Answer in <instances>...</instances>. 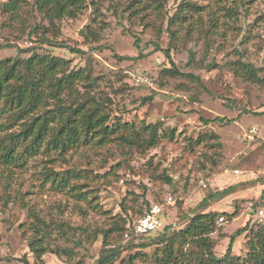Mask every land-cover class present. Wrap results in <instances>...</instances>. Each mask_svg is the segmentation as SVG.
Listing matches in <instances>:
<instances>
[{"label":"rangeland","instance_id":"374dc122","mask_svg":"<svg viewBox=\"0 0 264 264\" xmlns=\"http://www.w3.org/2000/svg\"><path fill=\"white\" fill-rule=\"evenodd\" d=\"M23 1L27 25L0 28V43L12 45L0 49V59L14 57L19 48L33 45L28 25L38 24L47 29L48 37L53 36L46 18L36 11L28 13L32 0ZM130 1L86 0L76 17L53 21L59 31L55 39L83 53L50 46L37 50L68 59L70 67L90 66L92 75L98 76L94 93L107 103L111 121L117 118L136 125L158 121L163 124L159 132L167 136L144 151L110 142L81 146L62 155L41 153L10 177L1 169L0 264H22L17 258L23 256L34 261L27 240L33 233L29 223L35 221L30 210L47 225L45 241L51 247L60 252L68 248L77 251L70 258L44 253L43 264H74L78 259L93 264L103 240L99 231L111 229L107 243L123 245L126 237L117 228L123 221L135 220L154 203L163 208L165 223L172 222L177 228L195 211L220 212L223 219L217 218V230L211 234L217 256L225 252L229 236L239 226L248 220L254 228L264 224V114H259L264 111V87L228 68L239 58L264 67V0H247L245 9L231 18L223 15L221 7L236 4L234 0H190L193 13L182 20L170 44L171 61L161 49H155V44L162 49L169 45L167 15L185 0H165L160 19L150 13L145 1ZM86 25L95 27L96 34L84 37L81 31H86ZM136 37L137 47L133 44ZM171 62L179 70L198 76L205 89L186 78L162 74L161 69L170 67ZM215 117L230 121H213ZM210 133L217 138L209 139ZM198 137L203 141L195 143ZM215 141L221 144H212ZM212 161L217 165L210 167ZM44 169L88 175L87 180L71 179V183L82 185V191L90 189V195L95 196L89 207L81 202L85 213L66 191H57L44 181ZM163 173L171 179L169 183ZM57 224H62L67 234L60 233ZM78 227L96 236L74 246ZM248 235L235 238L233 254H244ZM186 248L183 246L184 251ZM153 249H125L113 264H127L129 255L143 252L147 254H138L133 263L154 264L150 256Z\"/></svg>","mask_w":264,"mask_h":264},{"label":"trees","instance_id":"16d2710c","mask_svg":"<svg viewBox=\"0 0 264 264\" xmlns=\"http://www.w3.org/2000/svg\"><path fill=\"white\" fill-rule=\"evenodd\" d=\"M144 1L147 7H151L150 13L154 14L156 19L162 18L164 15L162 4L165 0H149L150 3L147 0H131L130 2L142 4ZM234 1L236 2L234 5L221 7L225 10L223 15L231 18L245 9L247 0ZM23 2V0H0V28H15L17 25L18 28H22L27 25L23 17V12L26 11ZM85 2L86 0H32L28 13L32 15L33 11H36L46 18L53 36L48 37L47 29H43L38 24L28 25V34L33 45L19 48L14 57L0 59V170L2 169L5 177L23 171L21 169L27 166L28 160L41 153L44 156L62 155L81 146L92 147L110 142H115L117 145L130 144L144 151L156 145L162 137L167 136L164 131L159 132L163 124L158 121L148 124L141 121L138 125L134 122H122L117 118L111 121V116L105 109L107 103L100 100V97L94 93L95 89H98V76L92 75L90 66L70 67L68 59L38 52L37 49L41 46L64 48L73 54L84 52L65 41H57L55 36L59 31L53 21L64 17H76L85 6ZM190 6L192 7L193 3L185 0L178 5L172 15H167L166 30L170 36L169 45L162 49L155 44V49H161L170 61V44L176 38V32L182 20L193 13ZM94 7L97 9L98 3ZM239 7L241 10L238 9ZM85 28L86 31H81L84 37L88 34H96L95 27L86 25ZM138 42L139 39L136 37L133 41L134 46L137 47ZM5 46L12 45L0 43V49ZM24 53L28 55L21 56ZM230 63L231 66L228 68L236 75L264 87V67H256L252 63L242 61L241 58ZM213 66L214 63H211L210 67ZM161 73L174 78H186L193 81L198 88L205 89L198 76L179 70L173 62L170 67H163ZM259 114H264V111ZM212 120L230 121L224 117H215ZM202 121L208 122L207 119ZM171 133L173 135L174 131L170 130ZM208 138L216 139L217 135L210 133ZM202 141L203 139L198 137L195 143ZM212 144L219 146L221 143L215 141ZM206 158L210 159L207 156ZM212 164L210 167L216 166L217 162L212 161ZM202 166L205 165L202 164ZM41 174L44 181L55 190L66 191L67 195L77 202V208L83 213L87 209L81 202L86 203L87 207L91 206L95 198L90 195L93 192L89 191L90 189L82 191L80 189L82 185L71 183L72 178L87 180V174L82 175L75 170L56 172L50 169H44ZM163 174L169 183L171 179L165 173ZM94 176L93 174V178ZM262 180L264 181V178ZM229 188L225 190L228 191ZM220 214L217 211H195L185 225L177 228L172 222L165 223L161 231L149 234H135L132 232L134 220L127 223L123 221L117 229L122 231L123 235L126 232L128 234L125 236L124 244L118 246H111L106 241L111 229H101L99 233L103 236V240L93 264H113L125 249L149 247H154L150 253L154 264H264V224L260 223L254 228L250 220L239 226L229 236L225 252L221 256L215 254V242L211 234L217 230L216 221L217 218L222 217ZM234 214L235 212L227 216L230 218ZM30 216L35 221L29 223L33 233L27 240L34 261L29 262L25 256L17 258L22 264H43L44 253H52L58 258H61L62 254L70 258L77 253V251L74 253L72 248L65 249L61 253L57 247H51L49 242L45 241L49 235L47 225L31 210ZM56 228L60 233L67 234L62 224H57ZM77 230L79 234L73 240L74 246H82L84 241L96 236L82 227H78ZM39 232L41 235H38ZM243 233L249 234L246 251L243 255L233 254L235 238ZM185 245L187 248L184 251ZM138 254L146 255L147 253L129 255L127 264H134L133 261L138 258ZM74 264L83 263L78 259Z\"/></svg>","mask_w":264,"mask_h":264},{"label":"built area","instance_id":"2783aa9c","mask_svg":"<svg viewBox=\"0 0 264 264\" xmlns=\"http://www.w3.org/2000/svg\"><path fill=\"white\" fill-rule=\"evenodd\" d=\"M163 214V208L159 204H151L144 214L134 220L132 232L135 234H149L161 231L165 225V220L162 218ZM222 219V217H219L220 221ZM127 234V232L124 233V236H127Z\"/></svg>","mask_w":264,"mask_h":264}]
</instances>
